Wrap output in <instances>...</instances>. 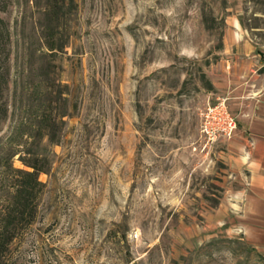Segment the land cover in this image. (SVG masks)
<instances>
[{"label": "rangeland", "instance_id": "1", "mask_svg": "<svg viewBox=\"0 0 264 264\" xmlns=\"http://www.w3.org/2000/svg\"><path fill=\"white\" fill-rule=\"evenodd\" d=\"M0 16L14 69L55 76L64 99L44 104L65 111L54 141L31 119L33 95L11 96L0 121L4 263L264 264L230 208L239 178L201 141L231 21L263 41L264 0H11ZM18 147L48 167L25 205Z\"/></svg>", "mask_w": 264, "mask_h": 264}, {"label": "crops", "instance_id": "2", "mask_svg": "<svg viewBox=\"0 0 264 264\" xmlns=\"http://www.w3.org/2000/svg\"><path fill=\"white\" fill-rule=\"evenodd\" d=\"M254 30L232 19L213 69L217 95L227 98L238 120L234 137L214 146L241 182L231 201L234 220L247 239L264 247V40Z\"/></svg>", "mask_w": 264, "mask_h": 264}, {"label": "trees", "instance_id": "3", "mask_svg": "<svg viewBox=\"0 0 264 264\" xmlns=\"http://www.w3.org/2000/svg\"><path fill=\"white\" fill-rule=\"evenodd\" d=\"M10 3L11 0H0V11H6ZM56 3L58 4V1L55 2L54 5H56ZM10 37L11 34L8 22L4 17L0 16V121L8 118L10 114L15 113L16 103H11V96L13 99H16L18 95H33L40 101L29 106L30 113L35 110L30 115L31 119L37 125L39 132L44 134L45 137H48L50 141H54L55 139L52 134L59 131L65 116V111L60 112L58 109L56 110L57 107L52 106L51 103L45 105L44 102L47 101H45L46 98L55 102L64 99L62 93L60 92V88L58 91L55 90L57 86L61 87L62 85L61 83H57L55 76L51 74H49L47 79H45L47 82L45 84V80L41 79L39 76V72L42 67L36 63L31 65L26 75L25 69L21 71L14 69V66L12 65ZM49 48L53 51L52 54L56 53V47L54 45H50ZM55 72L56 71L53 70L52 74L55 75ZM24 75L27 78L34 75V78L37 77V79L33 81H23ZM19 79H21V81ZM27 120L24 118L21 121L19 120L17 128L15 127L19 130L20 134L23 133V128L30 124ZM17 154H20L21 160L25 165L32 168V171H20L25 174V177L22 178L16 185V200L25 205V203L27 204V201L29 202L31 199V194L34 190L36 182L38 181L39 175L42 172H48V167L42 165L43 158L39 155L30 158L23 156L24 151L20 149V147L11 151V157L14 158ZM23 210L20 211L21 215L24 213ZM33 220L34 219L31 217L28 224L32 223ZM9 232V225H5L4 229L0 231V264H6L2 259L14 238L13 233L11 234Z\"/></svg>", "mask_w": 264, "mask_h": 264}, {"label": "built area", "instance_id": "4", "mask_svg": "<svg viewBox=\"0 0 264 264\" xmlns=\"http://www.w3.org/2000/svg\"><path fill=\"white\" fill-rule=\"evenodd\" d=\"M238 130L237 116L231 110L227 98L209 103L201 117V141L205 148L221 139H231Z\"/></svg>", "mask_w": 264, "mask_h": 264}]
</instances>
